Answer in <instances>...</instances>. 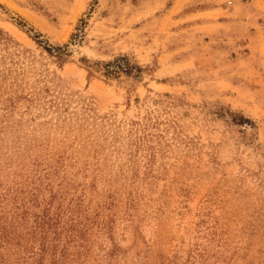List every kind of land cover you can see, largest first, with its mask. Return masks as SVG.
I'll list each match as a JSON object with an SVG mask.
<instances>
[{"label":"rangeland","instance_id":"rangeland-1","mask_svg":"<svg viewBox=\"0 0 264 264\" xmlns=\"http://www.w3.org/2000/svg\"><path fill=\"white\" fill-rule=\"evenodd\" d=\"M0 264H264V0H0Z\"/></svg>","mask_w":264,"mask_h":264}]
</instances>
